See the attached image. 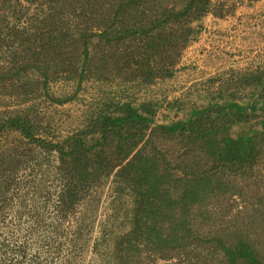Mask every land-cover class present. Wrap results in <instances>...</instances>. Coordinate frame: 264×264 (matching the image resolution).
<instances>
[{
    "label": "trees",
    "instance_id": "16d2710c",
    "mask_svg": "<svg viewBox=\"0 0 264 264\" xmlns=\"http://www.w3.org/2000/svg\"><path fill=\"white\" fill-rule=\"evenodd\" d=\"M225 5L212 0H0V88L8 84L23 104L49 96L54 80L153 85L176 68L197 33L194 21ZM206 83L215 89L202 91L213 99L226 94L229 102L193 108L177 120H156L153 100L124 97L98 104L81 128L63 139L38 136L29 109L1 112L0 134L18 139L0 146V201L14 198L7 197L10 183L20 184L14 180L20 149L42 151L50 156L47 161L57 162L59 185L51 193L56 228L85 206L71 246L85 251L98 226L92 243L97 264H264V249L255 241L264 237V195L247 188L264 130L246 138L230 135L232 125L256 116L233 101L264 100V71ZM243 88L251 89L246 96ZM188 103L176 99L165 107L181 111ZM112 110L121 113L112 115ZM109 182L118 206L109 201L110 219L98 224L89 216L91 205L95 212ZM236 196L250 205L223 214V202ZM6 204L1 203V216ZM16 253L25 257V247Z\"/></svg>",
    "mask_w": 264,
    "mask_h": 264
},
{
    "label": "rangeland",
    "instance_id": "374dc122",
    "mask_svg": "<svg viewBox=\"0 0 264 264\" xmlns=\"http://www.w3.org/2000/svg\"><path fill=\"white\" fill-rule=\"evenodd\" d=\"M212 2L226 4L218 10L211 7L216 13L223 14V17L212 11L194 21L193 26L197 33L185 48L176 68L170 76L159 79L155 84L140 85L121 80L102 82L93 78L83 81L54 80L50 83L49 96L44 94L23 104L13 96L14 90L6 84L0 88V113L19 108L29 109L30 118L37 124L38 136L63 139L81 128L87 118L86 114L98 104L119 101L124 97L137 103L153 100L159 109L156 120L181 119L193 108H202L210 103L227 104L229 97L226 94L213 99L210 92L202 90L207 86L215 89L206 83L213 77L235 78L241 71H264V0ZM250 90L243 88L242 94L246 96ZM57 97L64 101H55L57 99L54 98ZM176 99L189 100L188 106H184L181 111H167V103ZM233 102L249 114L256 113V116L249 123L232 125L231 136L246 138L264 130V100L257 102L253 99H236ZM253 103H256V111L251 108ZM120 113L121 111L114 110L111 112L112 115ZM17 139L18 135L0 134V146L16 144ZM18 153L22 163L14 173V180L20 184L10 183L7 197L14 195V198L5 201L7 209L4 215H0V264H20L21 261L22 264H68L67 260H71L73 264H97L98 258L92 252V243L99 235L98 226L94 229L90 246L85 251L80 246H71L70 240L75 236L72 229L81 213H85V206L80 207L76 215L66 219L60 229L56 228L53 210L56 202L51 193L59 185L57 162L47 161L50 156L42 151L29 153L21 148ZM249 176L247 188L264 195V144L258 162ZM30 180H35V183L31 184ZM112 190L109 182L101 190L102 201L95 208V212L91 205L89 216L91 219L95 218L98 224L108 221L112 207L118 206L113 201L116 194ZM109 201H112V207ZM5 202L0 201V206ZM222 205L224 214L229 210H243L250 202L246 197L236 196L233 200L227 199ZM60 230L66 234L58 232ZM252 233L257 237V230L252 228ZM255 241L264 249V237ZM22 247L26 249L23 258L16 253Z\"/></svg>",
    "mask_w": 264,
    "mask_h": 264
}]
</instances>
